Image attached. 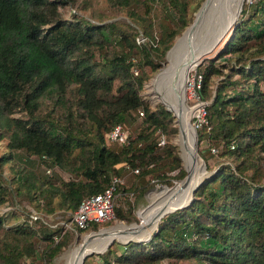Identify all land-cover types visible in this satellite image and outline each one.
Returning <instances> with one entry per match:
<instances>
[{"label":"trees","instance_id":"trees-1","mask_svg":"<svg viewBox=\"0 0 264 264\" xmlns=\"http://www.w3.org/2000/svg\"><path fill=\"white\" fill-rule=\"evenodd\" d=\"M73 1L0 0V138L7 148L0 171L8 164L11 172L10 186L0 174V204L11 208L0 213V264H27L23 257L50 264L74 230L82 231L63 229L66 212L125 168L132 178L114 194L142 193L148 180L169 185L165 171L175 170L174 179L184 174L168 141L175 132L170 112L150 107L139 91L200 0H105L127 21L63 16L60 8ZM138 32L142 43L134 41ZM194 70L206 101L205 122L195 127L197 152L206 170L211 146L216 154L220 145L218 154L229 160L203 176L185 207L163 214L147 239L112 241L97 264H264V0L242 2L215 58ZM116 122L139 128L127 131L125 143L107 142L104 133ZM14 150L69 178L22 161L13 166ZM31 210L38 216L30 218ZM57 212L64 223L47 218ZM113 216L132 219L129 207L114 204Z\"/></svg>","mask_w":264,"mask_h":264},{"label":"bare ground","instance_id":"bare-ground-1","mask_svg":"<svg viewBox=\"0 0 264 264\" xmlns=\"http://www.w3.org/2000/svg\"><path fill=\"white\" fill-rule=\"evenodd\" d=\"M240 1L205 0V6L200 16L174 40V44L165 54L164 66L150 78L152 80L149 90L153 95V100L163 102L170 109L174 116V123L178 126V136L175 138V142L177 141L179 145L182 166L195 174L201 172L202 160L196 151L193 129L188 120L192 113V107H186L176 101L172 91L176 89L179 95L181 94V83L185 78L186 71L195 65L197 58L204 54L207 46L216 39L222 26L235 18ZM210 20L213 21L212 28L210 31H206L204 26L206 27ZM193 57L195 58L193 59ZM189 58L192 60H188ZM174 78L176 80L172 82ZM192 187L191 181L186 184L177 181L169 188H163L157 198H149L148 204L138 209L140 215L138 224L135 222L128 225L117 223L114 226L81 236L80 242L65 253L63 264H80L82 252L101 251L109 240L124 242L149 236L157 223L156 210L165 204L186 203Z\"/></svg>","mask_w":264,"mask_h":264},{"label":"rangeland","instance_id":"rangeland-1","mask_svg":"<svg viewBox=\"0 0 264 264\" xmlns=\"http://www.w3.org/2000/svg\"><path fill=\"white\" fill-rule=\"evenodd\" d=\"M79 1L80 0H74L72 3L69 2V3L65 4L63 7H61L60 11H61L62 15L65 16V17H69V16L72 15L71 13H73L74 15H80V16H83V17L91 19V20L100 19L102 21H109V20L127 21V18L124 16L122 11L117 10L115 8L109 7L106 4L105 0H87L88 4L86 5L85 8L78 7V2ZM201 1L202 0H200L199 4L201 3ZM244 1L247 2L249 0H241V3L244 2ZM198 5H197V7H198ZM197 7H196V9H197ZM71 9H74V10L72 11ZM196 9H194L191 12V19L193 17V13L196 11ZM237 17H238V14L236 15V18ZM212 22L213 21H211V20L208 21L206 27L204 26V30L210 31V29L212 28V25H211ZM181 31L173 37L172 43L174 42V40L176 38H178L181 35ZM229 31H227L226 35L228 34ZM220 33H221V31L219 32V34ZM226 35H224L218 41L216 40L218 38V36H217L216 39L211 44H209V46H207V48L204 50V54L200 55L197 58L196 64L193 65L192 67H190L186 71V73L189 72L191 69H194L195 67H197V65L199 63H203L205 58H215V53L221 47V44H222L223 40L225 39ZM165 62H166V58H165V54H163V60L161 61L160 66L158 68H156L150 74V76L147 78L146 81L143 82L142 88L139 91V94H140L141 98L143 100H145L150 107H152V106H154L156 104H160L164 108V104L163 103H161L160 101H154L153 100V95L151 94V91L149 90V86H150V83H151V80H152V79L150 80V78L154 74H156L158 71H160V69L164 66ZM215 78L216 77L212 78V79H214V82L216 81ZM260 88L264 91V83H260ZM192 101L193 100H188L187 103L190 104ZM169 112H170L171 117H172L171 118V124L175 127V132L168 137V141L171 142L174 145L175 153L177 154V156L179 158V161H180L179 162L180 166L183 169L182 161L180 160V157H179V148H178L179 145L177 144V141L175 142V138L178 136V134H177V127L178 126L174 123L173 114L171 113L170 110H169ZM19 114H20L19 112H14L11 115L17 116ZM190 119H191V116H190ZM190 124H191V122H190ZM138 128L132 129V127H127V131L129 130L130 133L133 134L135 132V130H137ZM194 139H195V135H194ZM5 143H6L5 138H0V154L4 153L7 150V148L5 146ZM203 146H204V144L202 143L199 147L201 149H203L204 148ZM195 148H196V151H197L196 141H195ZM220 148H221V146L219 145L218 146V152H219ZM218 152L216 154H215V152H211L213 154H211V156L208 157L209 168L210 169L209 170L205 169V172H204L203 176H205L209 171L213 170L214 167L216 166V164L219 161L228 162L229 159H225L224 156L222 154H218ZM13 155H14V157L16 159L15 161L12 162L13 166L15 164L17 165V164H20L22 162L23 163L25 162L26 164H28L30 166H33L35 164V159L32 156H28L27 154H25L21 150H14ZM259 164L261 165L262 168H264V160H260ZM7 165L8 164H4L2 166L0 174H1V176L3 178H5V181H7V183H8V178L10 177L11 172L9 171ZM33 167H35L37 171H39L41 173H44L46 175H49V176L52 174L53 171H55L64 179L69 178V174L67 172L62 171V170L58 169L55 166L51 167V166L45 165L44 163H39V164H37V165H35ZM183 171H184V169H183ZM165 173L169 177L168 178L169 182H170L169 185H166L165 183H162L159 180H157V181L156 180L155 181L148 180L149 183L146 185L148 188H146L142 193H136L137 191L130 192V189H129L128 191H118V193L115 194V198H114V203L113 204L114 205H118V207L120 209H126V207L127 208L129 207L130 208V215L132 216V219H130L129 221H125L123 219H117L116 217L113 216L108 223L100 225V226L96 227L95 229L88 228V229H82V231L74 230V233L72 234L69 243L63 249H61L57 254H55L52 257L50 264H63L65 253L71 247L77 245L80 242V237L81 236L86 235L90 231H96L97 229L100 230L102 228H108L110 226H114L117 223H123V224H127L128 225V224H130L132 222H135V223L138 224L140 222V218H139L140 215H139L138 209L141 208V207H144L145 205H147L148 202H149V198H157L163 188H169L170 186L174 185L179 179L182 178L181 177V178H178V179H174V178L171 177L175 173V170L165 171ZM184 173H185V171H184ZM131 178H132V174H131L130 170L128 168H125L122 171V173H121V180H122V183H123V185L125 187L129 185V182H130ZM261 179H262V181H264V176H262ZM150 183H152V184H150ZM8 185L10 186L9 183H8ZM10 209H11L10 206L6 202L0 204V213L6 212V211H8ZM66 213L70 217V213H68V212H66ZM59 215H60L59 212H57L53 216L47 215V218L48 219L49 218L57 219V224H59V223L63 222L61 220L62 218ZM16 221H17L16 219H12V220H10L8 222H5L4 226L13 224ZM67 223H68V221L63 224V229L68 228V226H65ZM112 241H115V242H118V243H125V242L117 241V240H114V239ZM41 246H42L41 242H37L36 243V247H37L36 251L37 252H38V250H39V248ZM97 254H99V253H90V254L86 255L83 258L82 264H83V262L85 264H97L98 263ZM23 259L27 262V264H41V262L37 259V257H36L35 260H33L31 262L28 261L26 259V257H23Z\"/></svg>","mask_w":264,"mask_h":264},{"label":"built area","instance_id":"built-area-1","mask_svg":"<svg viewBox=\"0 0 264 264\" xmlns=\"http://www.w3.org/2000/svg\"><path fill=\"white\" fill-rule=\"evenodd\" d=\"M145 40V36L138 32L134 36L135 43H142ZM133 73H136L137 69L131 67ZM200 73L191 69L186 73L183 83V95L185 102L193 100L188 106L192 107L191 122L192 127L199 126L205 122V109L206 103L199 93L200 87ZM138 115H141V111H137ZM104 137L107 142L125 143L127 141V129L121 123L116 122L104 133ZM164 137L161 133H158L156 138V145H162ZM210 152H215L214 147H209ZM43 156V155H41ZM132 172H136V168L131 169ZM121 177L112 176L109 184L104 187L100 192L87 195L79 200L76 207L71 211L68 223L65 226H72L73 228L85 229L89 222H103L113 217V197L114 190L117 183H121ZM30 218L38 216L35 211H31Z\"/></svg>","mask_w":264,"mask_h":264},{"label":"water","instance_id":"water-1","mask_svg":"<svg viewBox=\"0 0 264 264\" xmlns=\"http://www.w3.org/2000/svg\"><path fill=\"white\" fill-rule=\"evenodd\" d=\"M240 5H241V1H240ZM204 6H205V0H202L201 1V3L198 5V7H197V9H196V11L193 13V17H192V19H191V21L183 28V30L181 31V34H182V32H184V31H186L189 27H190V25H191V23L195 20V19H197L199 16H200V14H201V12L203 11V9H204ZM239 9H240V7H239ZM239 9H238V11H239ZM237 14H238V12H237ZM235 18H236V16H235ZM234 18V19H235ZM234 19L231 21V22H229V23H227L226 25H224V26H222V28L220 29V31H221V33L218 35V38L216 39L217 41L220 39V38H222L224 35H226V33H227V31H229L231 28H232V23H233V21H234ZM174 44V42L165 50V52H164V54H166V52L168 51V49L169 48H171L172 47V45ZM198 57V56H197ZM195 57H193V59H194ZM188 60H192V58H189ZM195 64H196V62H195ZM186 74V73H185ZM185 77V76H184ZM176 80V78H174V80L172 81V82H174ZM183 83H184V79H183V81H182V83H181V94L179 95V92L176 90V89H173V91H172V93H173V95H174V97L176 98V101H178V102H181L184 106H186V107H189L188 106V104L185 102V99H184V95H183ZM161 102V101H160ZM161 103H163V102H161ZM164 108L166 109V110H170L167 106H165L164 105ZM172 113V112H171ZM188 120H189V118H188ZM190 123V122H189ZM190 126L192 127V125L190 124ZM192 129H193V136L195 135V130H194V128L192 127ZM177 134H178V127H177ZM176 134V135H177ZM194 142H195V139H194ZM179 157H180V154H179ZM200 157V156H199ZM201 159V158H200ZM180 160H181V157H180ZM202 160V159H201ZM183 169H184V171H185V173H184V175L182 176V178L181 179H179L178 181L181 183V184H186V183H188L189 181H191V183L193 184V187H192V189H191V192H190V197L188 198V200L186 201V203H184V204H179V205H176V203H173L172 205H168V204H165V205H162L161 207H159L156 211V215H157V221L159 220V218L163 215V214H165V213H167V212H170V211H173V210H176V209H180V208H182V207H185L189 202H190V200H191V197H192V192H193V190L197 187V185L201 182V180H202V177H203V174H204V172H205V168H204V163H203V161H202V170H201V172H199V174H195V173H193L192 171H190V170H186L184 167H183ZM167 207H172V208H167ZM156 228V226L153 228V229H155ZM98 230V229H97ZM96 230V231H97ZM90 232H95V231H90ZM148 238V236L147 237H145V238H143V239H140V238H138L137 240H130V241H134V242H137V241H141V240H145V239H147ZM127 241H129V240H127ZM112 242V240H109L106 244H105V246L103 247V249L101 250V251H96V252H92V251H88V252H82L81 253V260H80V264H82V261H83V258L86 256V255H88V254H90V253H101L110 243ZM124 242H126V241H124Z\"/></svg>","mask_w":264,"mask_h":264}]
</instances>
